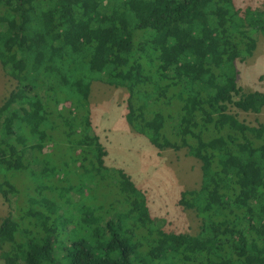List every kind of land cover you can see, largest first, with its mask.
Segmentation results:
<instances>
[{"label": "trees", "instance_id": "obj_1", "mask_svg": "<svg viewBox=\"0 0 264 264\" xmlns=\"http://www.w3.org/2000/svg\"><path fill=\"white\" fill-rule=\"evenodd\" d=\"M260 34L264 10L235 0H0L15 80L0 104L3 264H264V124L231 111L264 106L234 67ZM93 81L127 90L124 117L158 152L200 161L199 186L178 198L197 233L166 231L105 164Z\"/></svg>", "mask_w": 264, "mask_h": 264}, {"label": "rangeland", "instance_id": "obj_2", "mask_svg": "<svg viewBox=\"0 0 264 264\" xmlns=\"http://www.w3.org/2000/svg\"><path fill=\"white\" fill-rule=\"evenodd\" d=\"M235 3L241 8L252 6L264 10V0H235ZM234 67L237 86L244 91L264 92V35L257 38L252 55L243 62L235 59ZM14 86L15 80L5 74L0 64V104ZM90 87L91 122L107 151L105 164L121 168L144 190L151 214L165 219L166 231L197 233L200 219L192 210L179 205L178 198L180 191L199 186L200 161L189 156L184 148L158 152L145 136L137 133L124 117L128 95L125 88L101 81H93ZM231 111L248 124L257 121L264 124V106L259 113L233 107ZM8 211V204L0 194V222ZM0 264H3L1 258Z\"/></svg>", "mask_w": 264, "mask_h": 264}, {"label": "crops", "instance_id": "obj_3", "mask_svg": "<svg viewBox=\"0 0 264 264\" xmlns=\"http://www.w3.org/2000/svg\"><path fill=\"white\" fill-rule=\"evenodd\" d=\"M105 147V146H104ZM107 155V154H106ZM106 157V156H105Z\"/></svg>", "mask_w": 264, "mask_h": 264}]
</instances>
